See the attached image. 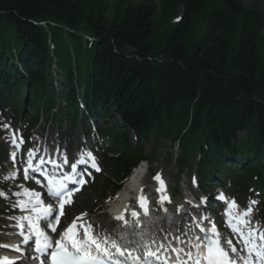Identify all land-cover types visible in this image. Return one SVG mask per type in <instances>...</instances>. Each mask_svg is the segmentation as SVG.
I'll list each match as a JSON object with an SVG mask.
<instances>
[{"label": "trees", "instance_id": "trees-1", "mask_svg": "<svg viewBox=\"0 0 264 264\" xmlns=\"http://www.w3.org/2000/svg\"><path fill=\"white\" fill-rule=\"evenodd\" d=\"M110 5L0 0V108L11 107L19 120L28 85L31 127L42 112L49 115L56 100L51 40L67 77V118L78 125L69 49L80 75L83 54L94 50L83 99L119 153L104 158L117 182L149 158L144 146L154 136L180 142L182 170L199 155L203 188L215 176L231 175L235 187L247 191L254 183L264 199V72L258 75L264 9L257 0H116L111 20ZM179 11L182 19L175 22ZM160 23L172 31L165 48L156 51L151 41ZM81 121L87 130V118ZM0 157H5L1 142Z\"/></svg>", "mask_w": 264, "mask_h": 264}, {"label": "snow or ice", "instance_id": "snow-or-ice-1", "mask_svg": "<svg viewBox=\"0 0 264 264\" xmlns=\"http://www.w3.org/2000/svg\"><path fill=\"white\" fill-rule=\"evenodd\" d=\"M3 127L9 129V125ZM11 143L19 149L23 144V138L17 140L16 136L13 135ZM36 151L31 149L28 152L24 178L26 180L35 179L34 175L29 176V172L33 174L42 173L47 181L46 195L54 201H59V207L57 208L53 204L45 205L41 192L21 186L22 191L13 194L16 197H24L18 199L13 205V207L19 208L21 213H24L16 218L18 234L23 238L21 242L28 244L34 238V250L43 256L41 264H122L117 257H124L125 252L115 240L109 241L108 237L97 231L90 222L79 224L82 233L78 231L77 220H81L86 213L73 219L72 223L58 234V239L53 240L52 236L48 234V231L53 234L57 233L61 217L65 214V205L72 203L70 197L73 190L69 189L68 182L75 178L71 174L56 176L45 171L43 166L46 163L51 164L53 168L61 167V164L54 159H46L41 156L38 163L34 164ZM10 155L14 161L17 153L13 152ZM67 163L68 160L65 157L62 164ZM89 163L91 168L100 171L91 152L81 153L80 158L70 167L75 173L77 164ZM10 178H15V175L5 177V180ZM153 179L160 185L156 189L157 193L160 194L158 203L161 205L165 202L171 203V198L167 195L166 185L161 175L158 173ZM36 183L39 184L40 181L36 180ZM79 183L82 185L85 181L80 180ZM0 196L7 198V194L2 191H0ZM219 199L225 200L224 195L221 194ZM189 203L191 202L189 201ZM255 203V201H251L250 205ZM147 204V197L141 189L139 205L143 209L144 216L149 215ZM237 207L235 201L230 202L224 215L227 217L226 223L230 233H234L238 237L237 243L242 245V248H238L232 239L222 237L214 222H210V228L207 225L200 227L198 224L197 227L203 235H194L193 239L188 242L191 248L196 250L195 253L191 250L185 251L184 248L171 249L175 253L176 264H189V262L191 264H264V230L251 224L249 219L252 213L251 206L243 212H238ZM138 215L137 211L131 212L134 222H138ZM115 219L127 223L124 215L116 216ZM203 219L208 220L207 217ZM41 224L44 225L43 228ZM176 239L179 240V237ZM180 242L183 243V241ZM0 247L10 248L16 252L20 251L16 245H0ZM160 247L164 246L161 245ZM182 253L186 259H181ZM242 253H246V255ZM146 255L152 257L155 253L149 251ZM141 259L142 257H132L133 264H140ZM0 264H16V260L10 257H0ZM164 264H167V261Z\"/></svg>", "mask_w": 264, "mask_h": 264}, {"label": "rangeland", "instance_id": "rangeland-1", "mask_svg": "<svg viewBox=\"0 0 264 264\" xmlns=\"http://www.w3.org/2000/svg\"><path fill=\"white\" fill-rule=\"evenodd\" d=\"M110 5V11H108V19L114 18L115 11L112 5L116 0H108ZM247 2L249 0H246ZM257 3L260 7L264 9V0H257ZM124 11H121L123 14ZM172 31V26L167 23H160L157 26L154 37L152 38L151 44L154 46L156 51L162 50L167 45L170 33ZM85 48V47H84ZM94 50L89 51V55L87 56L85 62L83 61V68L81 71V75L79 76L80 83L86 84L88 70L92 68V60H93ZM84 55V54H83ZM83 72L85 75H83ZM264 72V48H261V61L258 69V75H262ZM44 121H40V125H43ZM55 129V128H54ZM56 130V129H55ZM82 132L80 130L76 131L73 136L70 135V131H67L66 136L77 138V136H81ZM83 138V137H82ZM157 147L156 140L152 139L150 142L146 144V153L150 154L154 147ZM172 146L173 143L163 140L162 145H159L158 153L153 156L152 163L149 164V175L146 178V186L149 187L152 183V177L156 173H162L165 175L167 181L170 184V187L174 191L177 189L179 194L176 196V200H181L183 198V193L186 191V186L188 185L189 175L193 172V170L187 173H179L178 167L174 162V157L172 154ZM194 164V162H192ZM100 183L95 188H87L76 200V203L72 206L69 211L70 219L73 218L77 213L89 211L93 214L95 222L100 227H106L110 222L109 209L107 207L106 202L107 198L111 195V192L104 193V188ZM5 204V203H4ZM12 222H8L6 218H2L0 220V240H4L12 236ZM7 228L9 232L2 231Z\"/></svg>", "mask_w": 264, "mask_h": 264}, {"label": "bare ground", "instance_id": "bare-ground-1", "mask_svg": "<svg viewBox=\"0 0 264 264\" xmlns=\"http://www.w3.org/2000/svg\"><path fill=\"white\" fill-rule=\"evenodd\" d=\"M146 171H148L146 163H141L136 169H134L131 176L124 183L123 188L118 193L116 200L109 205L111 215L117 216L121 214H131L133 210H131L132 208L130 207V203L133 196L140 191V187L144 185L148 175ZM146 217L147 216H144V218ZM155 224L156 223L154 222L148 223V226H152V228L149 229L147 233H154L156 231L157 226Z\"/></svg>", "mask_w": 264, "mask_h": 264}]
</instances>
